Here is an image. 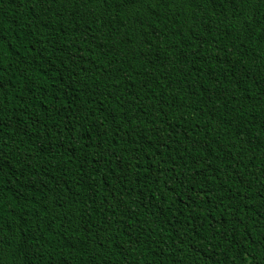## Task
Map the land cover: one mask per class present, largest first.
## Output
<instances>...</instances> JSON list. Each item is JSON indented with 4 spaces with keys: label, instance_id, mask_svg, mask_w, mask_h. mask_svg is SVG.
I'll return each instance as SVG.
<instances>
[{
    "label": "trees",
    "instance_id": "1",
    "mask_svg": "<svg viewBox=\"0 0 264 264\" xmlns=\"http://www.w3.org/2000/svg\"><path fill=\"white\" fill-rule=\"evenodd\" d=\"M0 264H264V0H0Z\"/></svg>",
    "mask_w": 264,
    "mask_h": 264
}]
</instances>
